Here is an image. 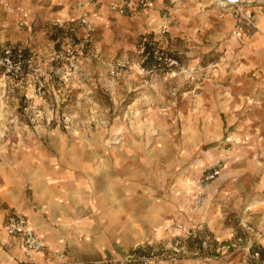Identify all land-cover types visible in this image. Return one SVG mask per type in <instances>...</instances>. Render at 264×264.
I'll use <instances>...</instances> for the list:
<instances>
[{
  "label": "rangeland",
  "instance_id": "1",
  "mask_svg": "<svg viewBox=\"0 0 264 264\" xmlns=\"http://www.w3.org/2000/svg\"><path fill=\"white\" fill-rule=\"evenodd\" d=\"M134 1L0 0V161L68 139L103 158L138 147L148 179L158 168L159 240L79 263L64 251L72 264H264V63L245 48L256 12L242 3L254 26L216 0ZM135 251L152 256L127 261Z\"/></svg>",
  "mask_w": 264,
  "mask_h": 264
},
{
  "label": "crops",
  "instance_id": "2",
  "mask_svg": "<svg viewBox=\"0 0 264 264\" xmlns=\"http://www.w3.org/2000/svg\"><path fill=\"white\" fill-rule=\"evenodd\" d=\"M242 1L257 17V28L245 37V48L251 49L255 62L264 63V34L258 28L264 0ZM61 142V152L37 153L34 162L0 161V264H18L26 257L20 240L5 227L13 210L27 216L52 251H65L77 263L123 255L140 241H158L162 233L157 236L154 227L159 219L149 217L159 210V171L155 166L156 177L147 178L153 175L140 168L148 162L140 148L125 146L103 158L92 147L84 151L69 147L68 139ZM254 190L255 200H264V173ZM34 257L42 263L54 260L43 253Z\"/></svg>",
  "mask_w": 264,
  "mask_h": 264
},
{
  "label": "built area",
  "instance_id": "3",
  "mask_svg": "<svg viewBox=\"0 0 264 264\" xmlns=\"http://www.w3.org/2000/svg\"><path fill=\"white\" fill-rule=\"evenodd\" d=\"M131 0H124L123 6L121 11H124L127 5L130 4ZM243 1H237V2H229L228 5H236L239 7L238 11L236 12V16H243V18L246 21L247 25H254L255 21L253 14L251 12H245L243 8ZM139 4L144 5L146 4V0H139ZM12 55V51L10 49L6 50L4 58L6 60H10V57ZM5 227L8 230L9 233L15 235L19 240L24 248V252L26 257L20 261V264H42L40 261H37L34 257L36 253H43L46 256L54 255L55 260L53 262L47 263V264H72L73 262L71 259L67 256V254L64 251H52L46 241L40 237L37 232L32 227L31 223L29 222L27 216L20 212V211H10L5 219ZM195 236V232L191 230H186L184 238H192ZM183 238L176 241L175 246H183ZM252 245V241L249 245V247ZM145 251V250H144ZM136 252L133 253L127 261H134L137 259H143L144 262L148 261L152 255L145 252Z\"/></svg>",
  "mask_w": 264,
  "mask_h": 264
},
{
  "label": "bare ground",
  "instance_id": "4",
  "mask_svg": "<svg viewBox=\"0 0 264 264\" xmlns=\"http://www.w3.org/2000/svg\"><path fill=\"white\" fill-rule=\"evenodd\" d=\"M216 1H219V3H220V5H226V4H228L229 2H237V1H242V0H216ZM260 24H262L263 26H264V14L261 16V20H260ZM190 139H192L191 137H189ZM188 138V139H189ZM129 155V154H128ZM71 157V156H70ZM75 158V157H74ZM77 158V157H76ZM80 159V158H79ZM78 159V160H79ZM82 159V158H81ZM73 160V159H72ZM75 160V159H74ZM74 162V161H73ZM83 162V161H82ZM81 162V163H82ZM137 162V161H136ZM100 163V162H99ZM73 164V163H72ZM77 165V164H76ZM82 165V164H81ZM98 165V164H97ZM80 167V166H79ZM107 167V166H106ZM84 169V168H83ZM104 169V168H103ZM107 169V168H106ZM104 171V170H103ZM106 172V171H105ZM138 175V174H137ZM137 175H136V177H137ZM88 178V177H87ZM124 182V181H123ZM125 183V182H124ZM123 183V184H124ZM40 186H41V184H40ZM148 191V190H147ZM153 191V190H152ZM115 192V191H114ZM156 192V191H155ZM153 194V193H152ZM138 195V194H137ZM51 202H52V200H51ZM128 202V201H127ZM139 202V201H138ZM102 203H104V202H102ZM119 202H117V204H118ZM136 204V203H135ZM120 205V204H119ZM141 205V204H140ZM176 206V205H175ZM58 207V206H57ZM177 208V207H176ZM111 209V208H110ZM133 209V208H132ZM74 211V210H73ZM58 212V211H57ZM141 213H143V212H141ZM139 215V214H138ZM151 216L149 217V218H153V219H161V217H162V212L161 211H159V210H153V212L150 214ZM116 216V215H115ZM118 216V215H117ZM123 218V217H122ZM97 219V218H96ZM96 221V220H95ZM136 221V220H135ZM146 222V221H145ZM98 223H100V222H98ZM127 223H129V222H127ZM67 225V224H66ZM150 226V225H149ZM107 227V226H106ZM138 228V227H137ZM152 228V227H151ZM157 228V227H156ZM128 229V228H127ZM143 229V228H142ZM139 230V229H138ZM76 231H78V230H76ZM79 232V231H78ZM84 232V231H83ZM119 232V231H118ZM121 232V231H120ZM119 232V233H120ZM137 233V232H136ZM141 233V232H140ZM155 233H156V235L157 236H159L162 232L159 230V229H156L155 230ZM148 234V233H147ZM84 235V234H83ZM108 235V234H107ZM74 236V235H73ZM141 236H142V234H141ZM146 236V235H145ZM87 237V236H86ZM88 237H90V236H88ZM139 237V236H138ZM151 237V236H150ZM152 238V237H151ZM123 239V238H122ZM148 239V238H147ZM122 241V240H121ZM141 242V241H140ZM144 244V243H143ZM126 247V246H125Z\"/></svg>",
  "mask_w": 264,
  "mask_h": 264
},
{
  "label": "trees",
  "instance_id": "5",
  "mask_svg": "<svg viewBox=\"0 0 264 264\" xmlns=\"http://www.w3.org/2000/svg\"><path fill=\"white\" fill-rule=\"evenodd\" d=\"M139 251V249H137ZM261 258L264 259V251H261Z\"/></svg>",
  "mask_w": 264,
  "mask_h": 264
}]
</instances>
